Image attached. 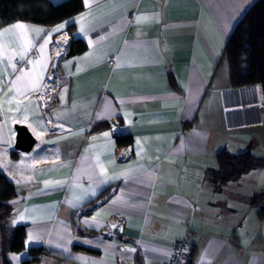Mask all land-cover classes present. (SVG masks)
I'll use <instances>...</instances> for the list:
<instances>
[{
    "label": "crops",
    "instance_id": "obj_1",
    "mask_svg": "<svg viewBox=\"0 0 264 264\" xmlns=\"http://www.w3.org/2000/svg\"><path fill=\"white\" fill-rule=\"evenodd\" d=\"M257 1L82 0L58 24L0 28V173L18 191L6 223L26 227L10 264L40 247L32 264H163L181 239L190 264H264V215L252 202L264 167L209 180L222 149L264 159V124L230 131L223 112L239 89L262 93L233 88L224 58ZM72 38L86 49L68 54ZM51 73L56 91L43 110L35 93ZM16 125L37 139L31 153L15 149ZM118 135L133 143L118 145ZM1 245L0 232L4 264Z\"/></svg>",
    "mask_w": 264,
    "mask_h": 264
},
{
    "label": "trees",
    "instance_id": "obj_2",
    "mask_svg": "<svg viewBox=\"0 0 264 264\" xmlns=\"http://www.w3.org/2000/svg\"><path fill=\"white\" fill-rule=\"evenodd\" d=\"M83 9L82 0H65L59 4L50 0H0V28L16 21L52 26ZM68 32L73 36L74 27L70 26ZM73 46H76L75 50ZM85 49L83 41L72 38L68 54ZM224 58L229 65L230 85L233 88L260 86L264 97V0H258L238 23L226 44ZM108 127L109 123H103L99 128ZM116 140L120 146L133 143L131 135H118ZM217 158L218 169L209 173V180L215 186L236 181L249 171L264 167V159L254 156L251 151L233 154L222 149L217 153ZM17 196L15 184L0 173V232L4 264H10L6 259L7 253L25 249L26 227H12L6 223L13 213L10 201ZM252 202L260 205V214L264 215V193L254 197ZM45 252L46 249L42 247L30 249L32 257L23 264H32Z\"/></svg>",
    "mask_w": 264,
    "mask_h": 264
},
{
    "label": "built area",
    "instance_id": "obj_3",
    "mask_svg": "<svg viewBox=\"0 0 264 264\" xmlns=\"http://www.w3.org/2000/svg\"><path fill=\"white\" fill-rule=\"evenodd\" d=\"M57 46L54 49L53 55L54 65L57 64L63 57L62 56L59 59L55 57V50L57 49ZM111 61H113V59H111ZM53 75L54 73H51V76ZM53 83L54 82L51 80L47 81L42 85L41 89L35 93V96L43 110H48L53 104L54 94L56 91V87ZM223 112L227 121V129L230 131L249 126L263 125V94L256 91V88L255 90L247 88L239 89L238 103L235 105H225L223 107ZM192 258V245L187 240L181 239L174 243L169 257L163 262V264H190Z\"/></svg>",
    "mask_w": 264,
    "mask_h": 264
},
{
    "label": "water",
    "instance_id": "obj_4",
    "mask_svg": "<svg viewBox=\"0 0 264 264\" xmlns=\"http://www.w3.org/2000/svg\"><path fill=\"white\" fill-rule=\"evenodd\" d=\"M15 129L17 131L15 149L23 153H31L37 144V139L25 125H16Z\"/></svg>",
    "mask_w": 264,
    "mask_h": 264
},
{
    "label": "snow or ice",
    "instance_id": "obj_5",
    "mask_svg": "<svg viewBox=\"0 0 264 264\" xmlns=\"http://www.w3.org/2000/svg\"><path fill=\"white\" fill-rule=\"evenodd\" d=\"M85 2H87V0H85ZM79 19V18H78ZM25 26L23 24H16L14 25V28L16 29H23ZM65 27V24H61L59 25L56 29H54L53 31L55 32H59L61 29H63ZM9 31L8 28L4 29V32L7 33ZM81 31H84L83 27H81ZM45 43H47V41H45ZM43 47V46H42ZM21 59H23V55H21L20 57ZM29 63H31V61H29ZM22 77H17V80H20ZM34 87L38 86L37 84L33 85ZM105 135L107 136L108 133H105ZM33 239V237L30 235L29 236V241H31ZM13 259H18L17 257H13Z\"/></svg>",
    "mask_w": 264,
    "mask_h": 264
},
{
    "label": "bare ground",
    "instance_id": "obj_6",
    "mask_svg": "<svg viewBox=\"0 0 264 264\" xmlns=\"http://www.w3.org/2000/svg\"><path fill=\"white\" fill-rule=\"evenodd\" d=\"M65 43H66V37H63L62 39H59V43H58L57 48L59 50H61L65 46Z\"/></svg>",
    "mask_w": 264,
    "mask_h": 264
},
{
    "label": "rangeland",
    "instance_id": "obj_7",
    "mask_svg": "<svg viewBox=\"0 0 264 264\" xmlns=\"http://www.w3.org/2000/svg\"><path fill=\"white\" fill-rule=\"evenodd\" d=\"M56 50H57V49H56ZM50 79H51V81H52V80L54 79V78H53V76H51V78H50ZM52 82H53V81H52ZM53 84H54V83H53Z\"/></svg>",
    "mask_w": 264,
    "mask_h": 264
}]
</instances>
